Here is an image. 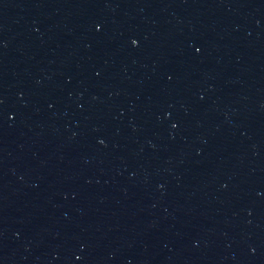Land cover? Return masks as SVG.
I'll return each mask as SVG.
<instances>
[{"label": "water", "instance_id": "obj_1", "mask_svg": "<svg viewBox=\"0 0 264 264\" xmlns=\"http://www.w3.org/2000/svg\"><path fill=\"white\" fill-rule=\"evenodd\" d=\"M0 264H264V0H0Z\"/></svg>", "mask_w": 264, "mask_h": 264}]
</instances>
